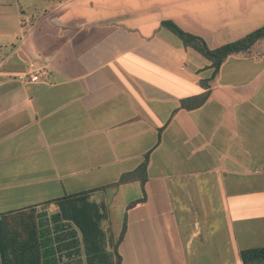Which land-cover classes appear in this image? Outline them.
<instances>
[{
    "label": "crops",
    "instance_id": "1",
    "mask_svg": "<svg viewBox=\"0 0 264 264\" xmlns=\"http://www.w3.org/2000/svg\"><path fill=\"white\" fill-rule=\"evenodd\" d=\"M166 21L215 50L264 27V0H0V216L93 191L113 240L126 217L122 264L264 247V38L215 73ZM37 219L53 264H86L74 224Z\"/></svg>",
    "mask_w": 264,
    "mask_h": 264
},
{
    "label": "trees",
    "instance_id": "2",
    "mask_svg": "<svg viewBox=\"0 0 264 264\" xmlns=\"http://www.w3.org/2000/svg\"><path fill=\"white\" fill-rule=\"evenodd\" d=\"M163 26L175 34L185 47L194 48L209 58L215 73L226 58L246 51L257 40L264 38V27H262L240 40L209 50L202 38L183 31L173 22H163ZM206 96L205 94L184 100L182 107L197 108L204 103ZM146 167L145 161L137 171L124 175L120 183L131 182L138 175L143 176L141 180L144 183ZM92 192L87 191L50 203L58 208V212L52 217L54 219L62 217L65 221L74 224L82 237L86 264H122L118 246L127 230L126 217L118 239L113 240L104 229V222L108 220L107 205L91 202ZM135 204L131 203L129 207ZM37 218L35 208L0 216V264H53L56 262L54 244L62 238L58 234L59 226L52 231L48 223H41ZM239 257L243 264H264V247L240 250Z\"/></svg>",
    "mask_w": 264,
    "mask_h": 264
},
{
    "label": "built area",
    "instance_id": "3",
    "mask_svg": "<svg viewBox=\"0 0 264 264\" xmlns=\"http://www.w3.org/2000/svg\"><path fill=\"white\" fill-rule=\"evenodd\" d=\"M31 69L27 74V82H32V83H36V82H41L45 79L46 77V71L41 69V68H36L34 67V65L30 66Z\"/></svg>",
    "mask_w": 264,
    "mask_h": 264
},
{
    "label": "rangeland",
    "instance_id": "4",
    "mask_svg": "<svg viewBox=\"0 0 264 264\" xmlns=\"http://www.w3.org/2000/svg\"><path fill=\"white\" fill-rule=\"evenodd\" d=\"M57 211H58V208H57V206H54V205H45L43 207L36 209L37 214L46 215L48 217H52V215H54ZM120 212H121V208L119 207L116 209V215L115 216L119 217Z\"/></svg>",
    "mask_w": 264,
    "mask_h": 264
}]
</instances>
